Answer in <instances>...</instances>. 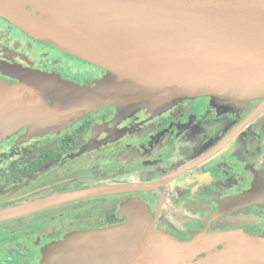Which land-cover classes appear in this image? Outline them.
<instances>
[{"label":"flooded vegetation","instance_id":"flooded-vegetation-1","mask_svg":"<svg viewBox=\"0 0 264 264\" xmlns=\"http://www.w3.org/2000/svg\"><path fill=\"white\" fill-rule=\"evenodd\" d=\"M0 65L81 87L108 76L5 14ZM0 81L20 85L2 71ZM36 132L22 126L0 141V211L92 189H121L0 222V264H48L53 248L67 237L125 225L121 209L135 199L149 208L157 230L180 243L201 233H264V206L239 204L264 184L262 99L220 105L201 97L165 110L108 106L65 129Z\"/></svg>","mask_w":264,"mask_h":264},{"label":"water","instance_id":"water-1","mask_svg":"<svg viewBox=\"0 0 264 264\" xmlns=\"http://www.w3.org/2000/svg\"><path fill=\"white\" fill-rule=\"evenodd\" d=\"M150 1L244 24L228 26L68 0H0V15L108 71L99 83L107 87L93 90L0 65V71L20 81L14 88L0 81V141L22 126H32L43 134L49 127H60L108 106L165 110L201 97L220 105L264 100V0ZM48 99L55 103L49 104ZM120 189L63 195L50 204L0 217V222ZM239 204L264 206V184ZM121 212L128 218L125 225L74 234L53 248L47 263L185 264L206 254L202 264H264V233L253 237L236 230L180 243L156 229L141 200L125 204ZM219 245L223 250H218Z\"/></svg>","mask_w":264,"mask_h":264},{"label":"bare ground","instance_id":"bare-ground-1","mask_svg":"<svg viewBox=\"0 0 264 264\" xmlns=\"http://www.w3.org/2000/svg\"><path fill=\"white\" fill-rule=\"evenodd\" d=\"M68 1L76 2V3L101 4L104 6L115 7V8H131L133 10L144 13H156V14L175 17V18H186L191 20L204 21L208 23L227 24L228 26H233L232 24H244V22L238 20H226L224 17L219 15L189 10V9L176 7L160 2L150 1V0H68ZM250 23L253 25H262L261 23L258 22H250ZM64 197L65 196L53 197L38 202H33L31 204H27L19 208H13L12 210H6L0 214V217H6L12 214L23 213L32 210L38 206H42L58 201Z\"/></svg>","mask_w":264,"mask_h":264},{"label":"rangeland","instance_id":"rangeland-1","mask_svg":"<svg viewBox=\"0 0 264 264\" xmlns=\"http://www.w3.org/2000/svg\"><path fill=\"white\" fill-rule=\"evenodd\" d=\"M107 87V85H105V86H102V85H100V84H97V85H95L94 87H91V86H89V89H93V90H99V89H104V88H106ZM103 109V108H102ZM87 115V114H86ZM71 124V123H70ZM70 124H68V123H66V124H64V125H62V126H54V127H49V132H52V131H56L58 128H62V129H65L66 127H68V125H70ZM35 132V131H34ZM12 135V134H11ZM35 136H37V135H39V132H36L35 134H34ZM10 136V135H9ZM8 136V137H9ZM4 139H6V136L3 138V140ZM240 231H242V230H240ZM242 232H244V231H242ZM248 234V233H247ZM250 235V234H249ZM261 235H263V234H261ZM261 235H259V236H255V235H251V236H253V237H260ZM71 236H73V235H71ZM70 236V237H71ZM70 237H67V239L68 238H70ZM199 237H203V239L204 238H209V239H211V238H214L215 236H213V235H208V234H203V233H201V234H199V235H196V237H194L193 238V240H195V239H197V238H199ZM205 240V239H204ZM56 247V246H55ZM203 263V260L202 261H200V264H202ZM86 264V263H85ZM186 264V263H185Z\"/></svg>","mask_w":264,"mask_h":264}]
</instances>
